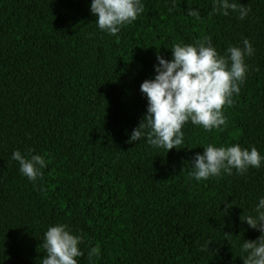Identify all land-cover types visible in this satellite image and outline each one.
Masks as SVG:
<instances>
[{
    "label": "trees",
    "instance_id": "trees-1",
    "mask_svg": "<svg viewBox=\"0 0 264 264\" xmlns=\"http://www.w3.org/2000/svg\"><path fill=\"white\" fill-rule=\"evenodd\" d=\"M235 2L250 8L244 20L214 13L213 0H144L112 36L91 0H0V264H42L43 233L58 223L82 235L79 264H243L239 246L259 232L241 220L264 196V166L197 182L187 164L209 143L264 155V0ZM204 36L220 54L244 37L255 49L223 131L188 123L168 152L129 143L156 54L170 59L172 45ZM17 149L48 161L35 184Z\"/></svg>",
    "mask_w": 264,
    "mask_h": 264
},
{
    "label": "clouds",
    "instance_id": "clouds-1",
    "mask_svg": "<svg viewBox=\"0 0 264 264\" xmlns=\"http://www.w3.org/2000/svg\"><path fill=\"white\" fill-rule=\"evenodd\" d=\"M144 7V0H91L89 10L100 31L117 36L122 27L132 24L144 12ZM213 12L224 16L236 13L244 20L250 8L235 0H213ZM187 15L199 19L200 11L189 8ZM170 50V59L156 54L154 76L139 85L147 100L146 112L128 138L129 143L146 139L148 145L166 152L181 149L178 146L184 144L183 129L188 123L206 132L223 131L227 125L224 109L231 107L234 96L239 95L249 67L246 58L255 52L252 43L244 37L242 45H229L226 52L220 54L210 36L191 44L175 43ZM202 149L194 153L190 164L187 163L192 169L188 172L189 178L197 182L232 175L233 170L243 175L249 168L264 166V155L256 147L249 150L239 144L215 146L209 143ZM11 158L18 163L20 174L34 184L43 177L48 165L45 156L26 155L19 149L11 153ZM229 208L225 205V215ZM241 221L259 232L256 239L243 240L240 244L243 264H264V196L258 198L253 214ZM222 234L226 240L233 236L231 232ZM82 243V235L73 233L66 224L49 226L42 237L46 251L42 264H79L77 258L84 255L80 248ZM209 243L202 246L201 251L207 252ZM94 256H99L97 247H91L88 252L90 261Z\"/></svg>",
    "mask_w": 264,
    "mask_h": 264
}]
</instances>
